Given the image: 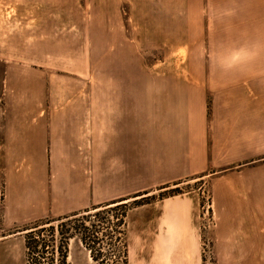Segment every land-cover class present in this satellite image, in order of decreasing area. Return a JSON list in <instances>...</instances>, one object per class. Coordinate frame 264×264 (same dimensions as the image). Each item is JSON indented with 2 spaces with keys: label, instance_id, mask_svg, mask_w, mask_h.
<instances>
[{
  "label": "rangeland",
  "instance_id": "obj_1",
  "mask_svg": "<svg viewBox=\"0 0 264 264\" xmlns=\"http://www.w3.org/2000/svg\"><path fill=\"white\" fill-rule=\"evenodd\" d=\"M144 3L0 0V237L22 264H97L80 241L94 231L105 264L122 252L127 264H264V175L248 196L226 192L223 172L125 194L109 140L96 153V110L109 134L117 90L130 89L141 114L144 74L157 70L127 41ZM142 171L136 161V189ZM238 196L255 207H222Z\"/></svg>",
  "mask_w": 264,
  "mask_h": 264
},
{
  "label": "crops",
  "instance_id": "obj_2",
  "mask_svg": "<svg viewBox=\"0 0 264 264\" xmlns=\"http://www.w3.org/2000/svg\"><path fill=\"white\" fill-rule=\"evenodd\" d=\"M144 1L127 34L143 58L149 55L143 63L157 68L144 74L141 114L134 92L117 90L122 99L103 134L96 108L95 149L102 152L109 140L111 182L119 193L155 192L223 172L226 192L248 196L264 175V0ZM136 161L145 188L131 182ZM237 198L222 207H255ZM239 214L226 222L243 223ZM6 238L0 264H22V250L7 248Z\"/></svg>",
  "mask_w": 264,
  "mask_h": 264
},
{
  "label": "trees",
  "instance_id": "obj_3",
  "mask_svg": "<svg viewBox=\"0 0 264 264\" xmlns=\"http://www.w3.org/2000/svg\"><path fill=\"white\" fill-rule=\"evenodd\" d=\"M136 203L137 202L135 201L133 205H137ZM121 207L124 208L125 205H120V206H117L113 209H117V208H121ZM109 212H111V210ZM85 230L87 231V228H85ZM80 241L82 242L83 246L90 252V257L94 263L105 264L106 261L111 260L110 259L111 256L103 255L98 250H95L94 246L98 245L99 241H100L96 237V231H94L93 234H86V235L84 234V236H82ZM116 242L120 243V239L116 238ZM115 258L114 259L116 260V262H118L120 264H127V256H126L125 252H122L121 254H119V256L117 255V257H115Z\"/></svg>",
  "mask_w": 264,
  "mask_h": 264
}]
</instances>
